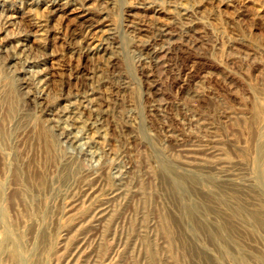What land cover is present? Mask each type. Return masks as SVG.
Here are the masks:
<instances>
[{"label": "rangeland", "instance_id": "374dc122", "mask_svg": "<svg viewBox=\"0 0 264 264\" xmlns=\"http://www.w3.org/2000/svg\"><path fill=\"white\" fill-rule=\"evenodd\" d=\"M0 264H264V0H0Z\"/></svg>", "mask_w": 264, "mask_h": 264}, {"label": "bare ground", "instance_id": "6f19581e", "mask_svg": "<svg viewBox=\"0 0 264 264\" xmlns=\"http://www.w3.org/2000/svg\"><path fill=\"white\" fill-rule=\"evenodd\" d=\"M93 49H95V48H93ZM2 199V198H1Z\"/></svg>", "mask_w": 264, "mask_h": 264}]
</instances>
